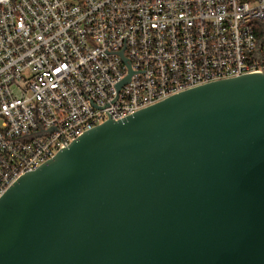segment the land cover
Here are the masks:
<instances>
[{"label":"water","instance_id":"1","mask_svg":"<svg viewBox=\"0 0 264 264\" xmlns=\"http://www.w3.org/2000/svg\"><path fill=\"white\" fill-rule=\"evenodd\" d=\"M0 264H264V74L110 117L25 173Z\"/></svg>","mask_w":264,"mask_h":264},{"label":"built area","instance_id":"2","mask_svg":"<svg viewBox=\"0 0 264 264\" xmlns=\"http://www.w3.org/2000/svg\"><path fill=\"white\" fill-rule=\"evenodd\" d=\"M251 73L264 0H0V198L110 117Z\"/></svg>","mask_w":264,"mask_h":264}]
</instances>
